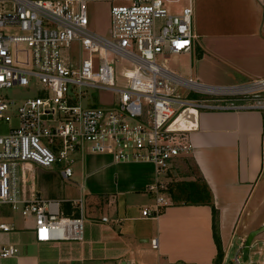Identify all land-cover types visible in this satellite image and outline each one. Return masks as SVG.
<instances>
[{"label":"built area","instance_id":"2783aa9c","mask_svg":"<svg viewBox=\"0 0 264 264\" xmlns=\"http://www.w3.org/2000/svg\"><path fill=\"white\" fill-rule=\"evenodd\" d=\"M167 1L172 0L111 3L107 35H102L88 27L85 0H0V90L37 85L34 95L19 102L0 92V121L14 120L0 133V257L17 252L3 239L12 229L3 207L31 217L37 242L82 239V197L69 198L73 212L66 213L64 198L25 194L23 164H58L66 178L76 150L151 161L156 177L147 191L154 199L141 214L154 216L166 202L163 177L177 156L192 150L188 134L201 111L264 110V77L216 85L165 65L170 54L191 52L196 35L192 0L177 10H169ZM73 44L76 52L70 54ZM99 91L111 92V101L99 100ZM241 246L242 241L235 263ZM256 252L258 264L264 249Z\"/></svg>","mask_w":264,"mask_h":264},{"label":"crops","instance_id":"0c3cea01","mask_svg":"<svg viewBox=\"0 0 264 264\" xmlns=\"http://www.w3.org/2000/svg\"><path fill=\"white\" fill-rule=\"evenodd\" d=\"M89 1L85 0L88 27L96 12L91 4L87 9ZM105 1L110 5L117 0ZM185 3L172 0L165 4L169 10H177ZM191 6L196 34L193 50L175 53L180 59L188 56L189 75L193 57L206 60L209 55L237 66L234 68L242 75L264 77V70L255 69L248 59L251 47H264V0H192ZM238 56L243 60L239 65ZM227 84L239 83L216 85ZM263 117L264 110L260 109L201 111L198 126L188 134L192 150L177 156L163 177L168 181L166 202L154 216L141 214V209L150 207L154 199L147 191L156 177L151 161L115 160L107 152L83 149L73 152L72 172L66 178L60 176L58 164L42 167L44 173L57 178V190L43 184L39 188L27 185L24 175L25 194L64 198L61 207L66 213L73 212L68 199L82 197V239L37 242L31 217L13 218L9 213L12 217L7 221L2 214L12 225L3 239L15 245L17 252L0 257V264H121L123 260L141 264H216L210 205L184 202L183 190L190 181L207 188L216 208L223 251L219 264H223L233 240L237 241L236 249L248 231L244 224L247 215L253 208L264 210ZM26 168L23 164V172ZM102 215L105 220L100 218ZM151 238H155L154 246ZM258 242L264 244V230L252 239V243ZM258 264H264V260Z\"/></svg>","mask_w":264,"mask_h":264},{"label":"rangeland","instance_id":"374dc122","mask_svg":"<svg viewBox=\"0 0 264 264\" xmlns=\"http://www.w3.org/2000/svg\"><path fill=\"white\" fill-rule=\"evenodd\" d=\"M108 2L105 0H91L87 3V9H89L90 4L93 6V9H96L95 16L93 18L92 24L89 28L99 34L107 35V26H108ZM115 3H127V1H115ZM228 23V22H226ZM226 23H223L224 25ZM232 25V24H228ZM235 25V24H233ZM68 53L73 54L76 52V47L73 44L68 50ZM194 55V54H193ZM248 59L251 64H254L256 67L255 69H263L264 70V47L257 45L255 47H251L248 53ZM198 55L193 57L192 61V77L198 78L200 81L207 82V83H243L251 80L255 76L253 75H242L238 73V71L234 68L237 67L230 62H223L219 61L212 56H207L206 60H198ZM238 65L243 63L240 56L237 57ZM262 59V60H261ZM156 60L159 61V56L156 57ZM187 61L188 56L182 57L180 59L176 54H171L165 60V65L172 69L174 72L178 73L181 76H188L189 72L187 69ZM122 67V61L120 60L115 64V72L116 77L118 78L119 70ZM200 71L203 74H200ZM118 81V79H117ZM37 85L36 84H28L26 86H11L7 88H3L0 90L1 94H3L6 98H12L15 102H19L22 98L29 95H34L36 91ZM113 94L108 91H99L97 97L101 101H111ZM14 120L9 121L8 123L4 121H0V133L4 132L6 128L13 124ZM55 166V165H53ZM26 171L23 172L25 175V184L27 185H34L36 188H39V185L43 184L46 186L47 189H58L59 183L57 182V178H53L54 174H47L43 172V168L40 166H35L32 163H26ZM32 183V184H31ZM5 215V220L11 221V217L9 218V212H3ZM13 218L18 217L20 215L17 211H13ZM21 216V215H20ZM9 218V219H8ZM26 218V217H25ZM264 219V210H260L259 208H253L251 212L245 218L246 227L248 230L253 227H257L261 221ZM14 221V219H13ZM22 224V223H20ZM236 240H233V244L228 247L227 249V257L224 260L223 264H243L244 261L239 257V262L235 263L233 261V256L235 253L236 247ZM259 246L264 249V244H253L248 248V260L251 262L255 261L256 258L260 256L258 252H256L257 247Z\"/></svg>","mask_w":264,"mask_h":264},{"label":"trees","instance_id":"16d2710c","mask_svg":"<svg viewBox=\"0 0 264 264\" xmlns=\"http://www.w3.org/2000/svg\"><path fill=\"white\" fill-rule=\"evenodd\" d=\"M263 123H264V117H263ZM185 184H184L185 189L183 190V192H185L184 202L190 201L191 203H207L210 205L212 236L216 246V254L214 256L213 262L219 264L222 259L223 251L218 236L217 219H216L217 211L211 201V196L209 194V191L204 185L201 186L193 185L192 181L187 182ZM179 189L182 190V187L179 186Z\"/></svg>","mask_w":264,"mask_h":264},{"label":"water","instance_id":"95a60500","mask_svg":"<svg viewBox=\"0 0 264 264\" xmlns=\"http://www.w3.org/2000/svg\"><path fill=\"white\" fill-rule=\"evenodd\" d=\"M262 230H264V220L257 227L249 229L242 240L240 256L244 262L248 261L246 264H256L248 260V248L254 236ZM121 264H126V262L123 260Z\"/></svg>","mask_w":264,"mask_h":264}]
</instances>
